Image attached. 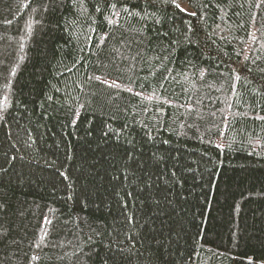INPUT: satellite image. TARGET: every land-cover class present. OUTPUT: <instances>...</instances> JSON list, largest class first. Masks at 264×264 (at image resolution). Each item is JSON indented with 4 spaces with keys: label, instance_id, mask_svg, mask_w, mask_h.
Here are the masks:
<instances>
[{
    "label": "trees",
    "instance_id": "16d2710c",
    "mask_svg": "<svg viewBox=\"0 0 264 264\" xmlns=\"http://www.w3.org/2000/svg\"><path fill=\"white\" fill-rule=\"evenodd\" d=\"M0 264H264V0H0Z\"/></svg>",
    "mask_w": 264,
    "mask_h": 264
},
{
    "label": "snow or ice",
    "instance_id": "6c2138e0",
    "mask_svg": "<svg viewBox=\"0 0 264 264\" xmlns=\"http://www.w3.org/2000/svg\"><path fill=\"white\" fill-rule=\"evenodd\" d=\"M177 7H179V5H177Z\"/></svg>",
    "mask_w": 264,
    "mask_h": 264
}]
</instances>
